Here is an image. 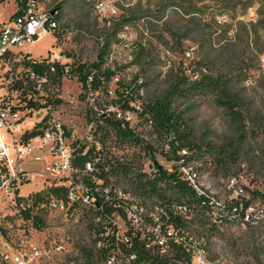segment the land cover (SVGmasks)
Returning <instances> with one entry per match:
<instances>
[{
  "label": "rangeland",
  "instance_id": "rangeland-1",
  "mask_svg": "<svg viewBox=\"0 0 264 264\" xmlns=\"http://www.w3.org/2000/svg\"><path fill=\"white\" fill-rule=\"evenodd\" d=\"M159 1L39 0L42 8L56 16V33L51 32L41 37L24 49V52L14 50L12 54L16 60L0 59V102L3 103L2 107L18 109L20 117V126L13 128L11 135L16 139L20 138L19 135L31 130L45 115H49L51 123H56L62 130L64 128L70 133V136H66L62 131L66 147L71 148L73 140H81L86 145L85 151L94 149L110 161L131 163L136 171L153 176L155 162L163 168H170L174 161L164 156L166 143L163 144L157 138L138 112L119 114L112 106L115 101V94L112 92L116 89V78L109 83L111 92L106 95L102 92H85L75 78L65 77L59 92H54L55 98L61 103L38 110H19L23 106L19 102L18 93L10 91L9 86L21 72L16 64L20 56L29 52L33 57L50 58L51 53H58L62 63H91L96 61L102 42L109 37L111 46L107 65L117 70V79L123 82H129L135 76L140 77L139 93L142 100L147 101L166 90L179 62H183L186 73H189L198 63L204 64L217 54L234 50L235 63L225 70L241 73L242 81L235 86V90L240 91L256 113V117L250 122L252 132L239 149L234 162L228 158L226 166H219L214 150L211 153L203 151L195 166L202 179L214 187L223 203L238 197L234 191L228 190L219 182L227 177H235L238 184L243 186L247 197H251L253 191L264 194V22L259 14L264 0L197 2V5L204 7L201 15L194 14L193 20L191 15H177L172 6L155 12ZM101 2L107 5L104 10L97 8ZM15 10L14 0L0 3V23L9 21ZM163 24L178 33L182 39L176 42L170 38ZM247 41L253 46L247 47ZM140 44L145 51L141 57L137 54ZM175 106L184 112L188 131L196 142L214 147L227 143L232 137V128L223 110L211 99L198 95L181 98L175 101ZM103 112L117 113V117L126 121L134 134L150 144L153 150L147 151L142 142L117 145L113 139H108L102 144L98 135L86 140L85 135L90 127L97 130V113ZM0 132L5 136V143L10 145L9 132L6 129H1ZM33 145L36 146L35 153L23 163L30 180L19 189V195H30L50 184L42 174L53 156L49 153V147L38 148V142ZM10 155L14 157L12 147ZM35 156H40L41 161L36 162ZM107 179L114 191L130 197L133 188L127 178L109 174ZM166 195L172 197L171 192ZM130 199L143 203L148 210L153 204L161 203L160 200L144 201L141 197L134 196ZM172 199L174 200L173 197ZM261 209L263 214L256 215L255 223L249 226L235 224L211 227L205 219L192 212L189 215V232L203 238L211 261L220 264H264V206ZM5 216L9 217L5 220V226L9 230L6 236H0V255L26 250L24 243L27 240L47 248L57 242L63 245L64 250L54 256L50 264H62V261L66 263L68 259H79L80 248L95 246V235L90 231L94 212L88 206H78L67 213L48 211L46 227L35 230L27 221L18 217L14 193L1 189L0 217ZM11 217L13 221L10 220ZM112 218L119 236L130 229L140 233L151 230L145 218L140 224H131L126 218L116 214ZM115 264H127V260L121 258Z\"/></svg>",
  "mask_w": 264,
  "mask_h": 264
},
{
  "label": "trees",
  "instance_id": "trees-1",
  "mask_svg": "<svg viewBox=\"0 0 264 264\" xmlns=\"http://www.w3.org/2000/svg\"><path fill=\"white\" fill-rule=\"evenodd\" d=\"M5 1L8 0H0V3ZM27 1L14 0L16 11L9 21L23 12ZM203 1L205 0H160L155 12L172 6L177 15L178 13L191 15L193 20L195 13L202 14L204 5L199 6L197 2ZM260 8L259 14L264 22V2ZM53 19L56 22V27L52 29V32L56 33L58 28L56 16H53ZM163 26L166 27V32L170 38L176 42L182 39L178 33L173 32L171 28H167V25L163 24ZM246 44L247 47L253 46L250 41H247ZM110 46L111 40L108 37L102 42L96 61L91 63H62L61 61L51 60L48 56L37 58L29 53L23 54L16 63L21 68V72L9 86L10 91L18 93L19 102L23 106L19 110H38L61 103L60 100L55 98L54 92H59L65 77L75 78L85 92H102L106 95L111 92L109 91V83L116 78V89L112 92L115 94V101L112 106L116 108L119 114L138 112L142 120L150 125L157 138L163 144L166 143L167 150L163 153L164 156L168 160L174 161L172 172H167L165 168L155 165L153 176H148L146 173L136 171L131 163L110 161L94 149L85 151L86 145L84 142L73 140L71 143V164L72 168L77 170L75 176L78 181L91 187L97 199L95 207L91 209L94 212L92 221L94 227H90V231L95 235V246L80 248V258L68 259L66 264H106L112 257L115 258V262L125 258L127 264H192L191 253L186 248V245L190 243L188 238L198 240L200 237H196L189 232V215L194 212L205 219L211 227L217 226L204 216L202 200L181 179L178 162L183 159L185 163L191 162L195 165L196 160L203 155V151L211 153L214 150L217 156V164L226 166L228 158L233 160L238 156L239 149L244 146L252 132L250 122L254 120L256 113L250 102L240 91L235 90V86L242 81L240 79L241 73H232L228 72V69L225 70L235 63L236 53L234 50H227L217 54L207 59L204 64L198 63L190 69L189 73H186L183 62H179L166 90L160 96L144 101L139 93L140 77L135 76L129 82H123V80L117 79V70L107 65ZM138 47L137 54L141 57L145 51L142 44ZM3 58L9 61L16 60L13 54H7ZM197 95L211 99L223 110L232 128V137L227 143L212 147L210 144L202 145L192 139L183 117L184 112L177 109L175 101ZM133 103L136 106L132 107L131 104ZM10 109L11 111H18V109L12 107ZM96 116L97 130L95 131L91 127L92 138L98 135V139L102 144L108 139H113L117 145L124 143L140 144L142 142L147 151L153 150L150 144L134 134L126 121L117 117V113L103 112L97 113ZM49 121V115H45L31 130H27L22 134L20 137L21 142L27 143L30 139L42 135L49 127ZM63 130L66 136H70L69 132H66L64 128ZM184 149L187 150V154L181 156L179 152ZM95 158H99V160L95 161ZM151 158H154V155H151ZM89 161L93 163L94 168L92 173L86 174L83 169L85 163ZM0 168L2 172L5 171L3 167L0 166ZM109 174H118L127 178L129 185L133 188L132 196L141 197L144 201L160 200V205L153 204L151 209L148 210L143 203L133 200L134 198L130 199L131 195L127 199L119 198L117 191H114L108 183ZM93 178L96 181L101 180L102 185H96ZM106 187L111 188L108 194L103 192ZM96 189H98L97 192ZM167 192H171L174 200L172 197H167ZM15 194L18 217L27 221L32 229L43 230L46 227V214L48 211L39 208L38 205L46 201L50 195L64 199L66 188L47 187L25 197L18 195V191ZM251 194L252 196L248 199L240 198L227 203L229 214L223 217L222 226L235 224L249 226L252 224L244 221V213L249 205H254L255 208L259 209L262 208L264 206V194L259 191H253ZM132 202H137L143 206V216L149 222L151 228L155 227L151 215L159 212L162 231L165 232L166 227L172 225L176 231H182L184 235L185 233L189 234L185 237L188 243H184V241L177 243L173 239H169L165 247H162L157 244L156 235L152 230L140 233L131 229L126 232L128 242L124 243L118 240L115 236L116 229L113 225L112 216L116 214L125 219L126 215L122 205ZM180 205L187 206L188 214L180 215L173 210V207ZM233 208H237L235 217H232ZM7 218L9 217H0V236L8 234L9 229L5 226ZM10 220L13 221V217ZM112 229L114 231L109 233L108 231ZM106 232H108L107 235ZM180 233L179 235L183 236ZM97 241L102 243L100 247L96 246ZM0 264L9 263L0 258Z\"/></svg>",
  "mask_w": 264,
  "mask_h": 264
},
{
  "label": "built area",
  "instance_id": "built-area-1",
  "mask_svg": "<svg viewBox=\"0 0 264 264\" xmlns=\"http://www.w3.org/2000/svg\"><path fill=\"white\" fill-rule=\"evenodd\" d=\"M106 4L101 2L97 5L99 10H104ZM56 27V22L53 19V13L46 11L39 5V0H28L23 12L15 19L7 22L0 23V59L7 54H12L14 50L23 51L24 49L32 46L38 39L52 32V29ZM26 54V53H24ZM51 60L60 61L58 53H51ZM3 103L0 102V131L6 129L11 135V132L20 126L18 121L19 111H11L8 107H2ZM49 127L43 132L42 135L36 136L30 139L27 143H22L20 138H15L11 135V144L5 143V137L0 132V166L5 169L4 172L0 168V190L7 189L9 192L16 195V191L27 184L30 180L29 173L23 168L24 161L35 153L36 146L33 143H39L41 146L49 147V153L53 156L52 161L45 165L44 173L42 174L46 179L50 181L47 187H65L66 196L64 199L57 198L50 195L46 201L41 202L38 206L41 209H46L49 212L67 213L72 209H76L78 206H88L93 209L96 204L95 192L88 185L78 181L76 178L77 170L72 168L71 164V148L66 147L64 144L65 137L63 136L62 128L56 123L49 121ZM19 130V128H18ZM86 139L92 138L91 127L88 129ZM13 148L14 157H11L10 150ZM37 148V149H38ZM181 156L187 154V150L179 152ZM36 162L41 161L40 156H35ZM98 161L99 158H95ZM179 172L181 179L194 191V193L202 200V207L204 210V216L217 227L222 226L223 217L228 216L227 203L238 200L240 198L248 199L244 194L243 186H240L235 177H227L226 179H220L219 182L223 184L228 190L234 191L237 194L236 199L223 203L218 198L214 187L210 183L204 181L201 177L200 171L197 167L191 163H185L182 159L178 162ZM162 167V166H161ZM93 163L86 162L84 166V173L89 174L93 171ZM167 172H172V167L165 168ZM93 182L96 185H102V181H96L93 178ZM39 190V191H40ZM98 189H96V192ZM111 191L110 187H106L103 192L108 194ZM19 195V194H18ZM119 198L123 197L127 199L126 195L117 191ZM21 196V195H20ZM122 209L125 212L126 219L129 223L140 224L144 219V208L137 202L122 205ZM173 210L180 215L188 214L189 210L187 206L180 205L173 207ZM237 208H233L232 217H235ZM263 214L262 209L255 208L254 205H249L244 213V221L255 223L256 215L261 216ZM153 222L155 227L151 228L156 235V242L158 245L165 247L169 239H173L175 242H186V238L189 234L184 235L182 231H176L172 225L166 227L165 232L161 229V221L159 212L152 213ZM116 231V238L121 242H128L126 233L119 236ZM179 233L183 236H180ZM108 232H106V235ZM186 245L187 251L191 253L192 264H220L216 261H211L208 257L206 244L203 238L194 240L188 238ZM26 250H20L10 255L1 254L0 258L7 261L9 264H50V261L54 256L62 253L64 247L61 243L55 242L51 248H47L33 241H25ZM102 243L97 241L96 246L100 247ZM115 258H110L106 264H115ZM62 264H66L63 263Z\"/></svg>",
  "mask_w": 264,
  "mask_h": 264
},
{
  "label": "crops",
  "instance_id": "crops-1",
  "mask_svg": "<svg viewBox=\"0 0 264 264\" xmlns=\"http://www.w3.org/2000/svg\"><path fill=\"white\" fill-rule=\"evenodd\" d=\"M15 11H16V10H15ZM6 22H7V21H6ZM26 53H29V52H26ZM29 54H31V53H29ZM27 122H28V121H27ZM27 122H26V123H27ZM18 132H19V131H18ZM21 136H22V135H19L18 137H21ZM4 137H5V136H4ZM10 140H11V135H10ZM24 185H27V184H24ZM24 185H23V186H24ZM21 196H27V194H25V195H22V194H21Z\"/></svg>",
  "mask_w": 264,
  "mask_h": 264
},
{
  "label": "water",
  "instance_id": "water-1",
  "mask_svg": "<svg viewBox=\"0 0 264 264\" xmlns=\"http://www.w3.org/2000/svg\"><path fill=\"white\" fill-rule=\"evenodd\" d=\"M154 165H157V163L155 162ZM161 168V166H159Z\"/></svg>",
  "mask_w": 264,
  "mask_h": 264
}]
</instances>
